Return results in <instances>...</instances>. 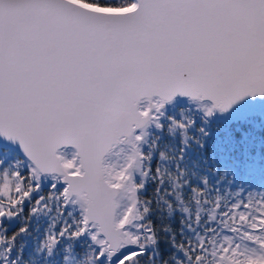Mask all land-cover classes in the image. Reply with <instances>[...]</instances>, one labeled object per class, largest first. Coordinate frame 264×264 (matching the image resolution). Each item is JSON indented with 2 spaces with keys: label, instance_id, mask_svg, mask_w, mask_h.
Listing matches in <instances>:
<instances>
[{
  "label": "snow or ice",
  "instance_id": "obj_1",
  "mask_svg": "<svg viewBox=\"0 0 264 264\" xmlns=\"http://www.w3.org/2000/svg\"><path fill=\"white\" fill-rule=\"evenodd\" d=\"M177 94L208 98L206 117L264 97V0H0V136L24 154L0 155V264H21L17 238L52 202L46 256L78 241L76 264H264V203L220 211L206 182L153 172L147 130ZM185 201L178 229L150 219L153 202L171 214Z\"/></svg>",
  "mask_w": 264,
  "mask_h": 264
},
{
  "label": "rangeland",
  "instance_id": "obj_2",
  "mask_svg": "<svg viewBox=\"0 0 264 264\" xmlns=\"http://www.w3.org/2000/svg\"><path fill=\"white\" fill-rule=\"evenodd\" d=\"M197 115L192 107H188L185 103L180 102L179 105L168 111L167 116H173L177 119L184 116L191 119L193 123L185 129L170 128V122L166 116L161 121L163 127L154 130L150 135L151 138L148 140L145 150L150 151L152 159H154L153 157L156 149L159 147L158 141L160 139L163 142L164 150L170 147V152L164 151V156L161 157L163 158V160L161 159L162 169H167L168 172L175 175L177 167H179L184 171V178L189 181V184L205 187L206 182L210 186L209 191L211 193L209 199L213 201L210 206H215L216 197L219 195L225 197V200H221L220 202V211H228L230 209L229 205L235 203L234 201L239 198L238 196L242 195L241 193L248 187L247 185L257 182L256 175L261 172L260 169L263 164L257 158L251 160V162L248 161L249 159H245V170L239 176L237 169L241 167L243 161L229 160L228 157L234 152H245L248 150L246 140L248 133L244 132L243 136L239 138L240 143L243 144L242 148H239L235 143V133L233 132V129L238 125L228 127L236 119L227 123L217 121L222 126L215 129L211 127L214 125L213 123L206 121L202 116L201 118L197 117ZM239 120H242V118ZM220 128L223 131H220ZM167 140L168 142H166ZM153 141H155L154 145ZM206 142L209 145L207 150L204 145ZM181 149H183L182 152ZM0 155L6 158H13L15 156L12 150H7L1 146ZM172 163L175 164V171H171L172 168L170 166ZM247 170L250 172L251 177L248 179L247 175H245ZM148 181L146 180V184ZM45 187L47 186H44L41 190L43 193H46L48 190ZM233 196H237V198H233ZM185 206L189 207L190 211H194L192 205H189L187 201H185L184 205H179L176 208L180 211V208ZM27 208L28 205L26 203L25 215H27ZM174 209L175 207L172 209V212ZM69 210L72 209H65V215ZM246 211H249V207ZM57 215V205L55 202H52L48 208L31 217L29 221V233L18 237L16 241L17 247H20L23 251L21 257L23 261L21 264H76V253H79L85 247L83 242L69 241V244L62 245L52 256H46L44 252L39 250L38 240L42 232L48 228L51 220ZM201 215H205L204 219L206 220L207 211L201 213ZM14 227H16L15 222L9 227V232ZM64 257H67V259H64Z\"/></svg>",
  "mask_w": 264,
  "mask_h": 264
},
{
  "label": "trees",
  "instance_id": "obj_3",
  "mask_svg": "<svg viewBox=\"0 0 264 264\" xmlns=\"http://www.w3.org/2000/svg\"><path fill=\"white\" fill-rule=\"evenodd\" d=\"M197 117L199 116L197 115ZM212 123L214 125H212L211 127H214L215 129L222 126L221 124H219V122L217 123V121H214ZM233 125H238L237 127L233 129V132L235 133V136H234L235 143L238 145L239 148H242L243 146V144L240 143L239 138L243 136L244 132L248 133L246 136L248 150H246L245 152L243 151L234 152L230 157H228L229 160L243 161L241 163V167L237 169L238 175L240 176L245 170V167H246L245 159H249L248 161L251 162V160H254L255 158H257L263 164L260 169L261 172L257 175L255 174L257 178V182L253 183L252 185H247L248 187L244 189V191L241 193L242 195L240 196L237 195L239 198L236 201H234L235 203H240V207L235 209L234 211H237V212L241 210L246 211V209L243 208V205L248 204L249 209H251L253 214H255V209L258 203H264V121L262 120L259 114L254 113L251 115L244 116L242 120L236 119L228 127L230 126L233 127ZM223 129L220 128V131H223ZM158 142H159V147L156 149L155 155L153 157L154 159L151 160L153 172L155 171V168L157 167V165H159L162 168L161 159L163 160V158H161L162 156L160 154L164 153V151L170 152V147H167L166 150H164L163 142L160 139ZM166 142H168V140ZM204 145L207 150L209 147L208 143L206 142ZM177 146L181 148L180 145L177 144ZM170 168H172L171 171L173 170L175 171L176 170L175 164L172 163ZM151 174L152 173H150V175ZM167 175L168 174L165 173L166 179H167ZM245 175H247V179L251 178L250 172L248 170ZM148 180L149 181L147 182L144 190L142 191L140 195H141V199L153 200L154 198L153 190L156 187V185L153 183L151 179H148ZM238 180L237 182L240 181ZM250 194H251V202H249ZM237 196L236 197L233 196V198H237ZM151 207L153 209V214L150 217V219L154 221L157 228H159L160 225L164 224V225H170L173 230L178 229L180 216H182L183 214L181 213V211H179L176 208L177 206L175 205L173 206V208L175 207V209L173 210V212L171 211V214L167 212L166 208H160V210L157 211L159 206L155 202L151 204ZM228 211H232V210L229 209ZM212 226L218 227L217 225H212ZM179 239L180 237L177 236V240ZM167 240H168L167 235L164 232H160L159 233V248L163 252H165V254L171 250L169 248V245L167 244Z\"/></svg>",
  "mask_w": 264,
  "mask_h": 264
},
{
  "label": "water",
  "instance_id": "obj_4",
  "mask_svg": "<svg viewBox=\"0 0 264 264\" xmlns=\"http://www.w3.org/2000/svg\"><path fill=\"white\" fill-rule=\"evenodd\" d=\"M180 102L185 103L187 106H190L193 108V110L198 113L202 114L203 117L208 121H220L223 123H227L232 121L233 119H240L243 118V116L248 115V114H254L258 113L261 115L262 119L264 120V97L262 96H255V97H250V96H245L241 100L237 101L234 103L231 108L223 113L217 111L210 117H206L204 115V110L201 107V105L204 104H211V101L208 98H205L204 100H195L187 96H181L180 94H177L171 102L165 105V116L162 118L165 119L167 116V113L169 110H171L173 107L179 105ZM147 103L146 100H141L140 105L144 106ZM154 130H157L154 126H149L146 136V140L148 143V140L151 138L150 135ZM0 146L6 147V148H11L13 149L17 154L20 155V157H23L24 154L19 146L18 143H13L9 140H6L3 136H0ZM60 151L66 156H70L71 153L74 151L71 147H63ZM120 156H117L116 153H112L108 156L109 160H117L120 159ZM26 161V160H25ZM27 162V161H26ZM48 181L45 180L44 186H47Z\"/></svg>",
  "mask_w": 264,
  "mask_h": 264
},
{
  "label": "flooded vegetation",
  "instance_id": "obj_5",
  "mask_svg": "<svg viewBox=\"0 0 264 264\" xmlns=\"http://www.w3.org/2000/svg\"><path fill=\"white\" fill-rule=\"evenodd\" d=\"M14 157H16V155L14 156ZM11 232H9V234H10Z\"/></svg>",
  "mask_w": 264,
  "mask_h": 264
}]
</instances>
